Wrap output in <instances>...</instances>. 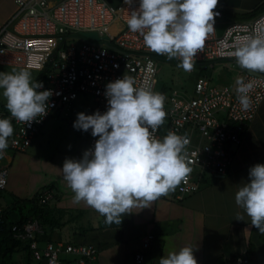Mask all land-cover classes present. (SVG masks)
I'll return each instance as SVG.
<instances>
[{"label": "built area", "instance_id": "2783aa9c", "mask_svg": "<svg viewBox=\"0 0 264 264\" xmlns=\"http://www.w3.org/2000/svg\"><path fill=\"white\" fill-rule=\"evenodd\" d=\"M12 16L0 26V65L13 64L38 70L35 79L51 89L50 109L39 121L30 125L15 120L13 135L8 138L9 148L25 151L55 110L81 97L89 96L93 111L106 110L103 95L108 81L124 73L135 78L138 86L153 90L156 66L160 59L169 61L166 54H157L143 44L138 33L129 31L128 13L138 7V2L112 5L106 0H14ZM213 30L197 50L193 63L212 69L218 61L236 58L230 55L238 37L264 28V12L248 20H235L221 26L219 10H214ZM95 32L98 38L86 36ZM172 59L177 60L176 57ZM253 81L249 95L251 106L241 109L236 99L235 80L230 84L217 83L207 75L198 76L192 91L166 88L163 108L164 121L154 135L162 138L169 130L187 133L189 143L185 158L191 171L173 190L162 197L173 200L199 189L206 176L224 175L229 168L235 148L255 116L264 98V73L245 69L240 76ZM236 79V78H235ZM5 111H0V117ZM39 118V117H38ZM96 137L89 134L86 148ZM8 169H0V191L5 188ZM46 193L40 200L50 197ZM0 206V229L2 224ZM41 223L36 219L11 226L14 238L28 242L32 264L46 259L48 264H92L97 248L90 244L48 242L39 246L37 234ZM150 239L145 238L134 260L141 264ZM67 255V257H65ZM248 259L236 257L228 264H246Z\"/></svg>", "mask_w": 264, "mask_h": 264}, {"label": "clouds", "instance_id": "9594fccd", "mask_svg": "<svg viewBox=\"0 0 264 264\" xmlns=\"http://www.w3.org/2000/svg\"><path fill=\"white\" fill-rule=\"evenodd\" d=\"M131 4L133 0H125ZM217 0H139L126 19L129 31L138 33L143 44L157 54L176 57L178 67L192 69L214 23ZM230 55L241 67L264 73V28L238 37ZM236 99L243 110L251 106L253 81L235 79ZM51 89L33 79L26 68L0 71V96L12 118L30 125L50 109ZM106 110L80 111L74 129L96 137L91 147L77 157H66L60 170L73 192L74 201H83L104 216L107 223H120L123 213L138 202L167 194L191 171L185 158L187 133L169 130L162 138L154 133L164 121L165 96L135 78L123 74L105 84ZM39 117V118H38ZM13 124L0 117V157L9 146ZM2 183V180H0ZM234 201L249 217V223L264 233V163L249 166L247 180L238 184ZM236 219H244L238 214ZM248 227L242 235L251 234ZM158 264H197L191 245L167 252Z\"/></svg>", "mask_w": 264, "mask_h": 264}, {"label": "crops", "instance_id": "0c3cea01", "mask_svg": "<svg viewBox=\"0 0 264 264\" xmlns=\"http://www.w3.org/2000/svg\"><path fill=\"white\" fill-rule=\"evenodd\" d=\"M106 1L119 5L125 0ZM261 1L217 0L214 10L221 12L218 20L222 26L235 21L224 16L226 11L249 12ZM15 8L14 0H0V26L12 16ZM225 63L235 64L237 74L244 70L236 61ZM43 132L44 125L25 151L7 147L0 157V169H8L7 184L0 191L2 211L18 199L37 198L48 205V214L37 234L39 246L48 242L90 244L98 251L92 264H138L134 253L141 250L143 239L149 238L150 245L143 252L141 264H158L161 255L186 244L193 247L197 264H228L236 257L247 258L246 264H264V233L250 225L249 217L234 201L238 184L247 180L249 166L264 163V98L224 175L206 176L197 191L181 199L159 196L152 201L138 202L130 212L121 214L119 224L107 223L94 208L73 200V192L60 170L63 161L60 164L54 156H38L30 150L36 137ZM89 134L90 130L82 137L75 157L86 149ZM46 193L51 196L41 202ZM238 214L244 219H236ZM245 227L252 232L248 238L241 234Z\"/></svg>", "mask_w": 264, "mask_h": 264}, {"label": "rangeland", "instance_id": "374dc122", "mask_svg": "<svg viewBox=\"0 0 264 264\" xmlns=\"http://www.w3.org/2000/svg\"><path fill=\"white\" fill-rule=\"evenodd\" d=\"M223 65L230 66L231 69H234L232 79L237 78L238 74H240V72L237 74L238 71L235 70V64L225 63ZM13 68L20 69L21 67L13 64L0 65V71H11ZM26 69L31 72L33 79L38 74V70L36 69ZM203 74L214 77L217 74L224 75V72L220 70L219 63H217L212 69L206 70L200 75ZM196 78V69L192 68L185 71L182 67H178L177 64L171 61L160 59L156 66L153 91L159 92L163 87H176L180 90L185 88L190 93ZM1 103H4L2 96H0ZM59 110H61L60 113L58 112ZM80 111H84L86 114L93 112V101L89 96L81 97V100L76 99L70 104H66L60 109L55 110L46 120L44 132L42 135L39 134L36 137V142H34L30 150L33 149L38 156H54V159L60 162V164L66 157H75L79 143L87 132L74 129L72 126V122L76 118V113Z\"/></svg>", "mask_w": 264, "mask_h": 264}, {"label": "trees", "instance_id": "16d2710c", "mask_svg": "<svg viewBox=\"0 0 264 264\" xmlns=\"http://www.w3.org/2000/svg\"><path fill=\"white\" fill-rule=\"evenodd\" d=\"M264 12V0L257 4L251 11L245 13H236L226 11L224 16L234 20H248ZM169 61L178 65V61L174 59H168ZM236 61L234 59H230ZM226 61H218L220 70L224 72V75H214L211 77L214 82L230 84L232 82L234 69L225 66ZM196 69V77L204 73L207 69L198 63H193V67ZM35 79V78H34ZM166 90L163 87L160 91ZM5 111V117L8 110L4 107V103L0 104V111ZM48 205L40 203L39 199H18L9 209L2 212L1 229H0V264H32L31 251L28 246V242L21 241L13 237L11 233V226L15 223H22L27 220L36 219L40 223L45 221V217L48 214Z\"/></svg>", "mask_w": 264, "mask_h": 264}, {"label": "water", "instance_id": "95a60500", "mask_svg": "<svg viewBox=\"0 0 264 264\" xmlns=\"http://www.w3.org/2000/svg\"><path fill=\"white\" fill-rule=\"evenodd\" d=\"M86 36H89V37H92V38H95L97 39L98 38V35L95 33V32H85L84 33ZM251 72H255L253 70H250ZM39 264H48L47 263V260L46 259H42Z\"/></svg>", "mask_w": 264, "mask_h": 264}]
</instances>
